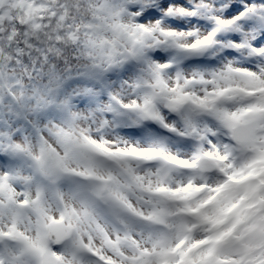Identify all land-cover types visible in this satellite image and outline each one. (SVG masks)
I'll list each match as a JSON object with an SVG mask.
<instances>
[{
	"label": "snow or ice",
	"instance_id": "1",
	"mask_svg": "<svg viewBox=\"0 0 264 264\" xmlns=\"http://www.w3.org/2000/svg\"><path fill=\"white\" fill-rule=\"evenodd\" d=\"M0 264H264V0H0Z\"/></svg>",
	"mask_w": 264,
	"mask_h": 264
}]
</instances>
